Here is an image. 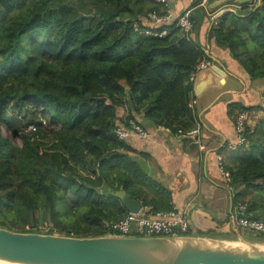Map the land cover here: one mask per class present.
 <instances>
[{"label": "trees", "instance_id": "trees-1", "mask_svg": "<svg viewBox=\"0 0 264 264\" xmlns=\"http://www.w3.org/2000/svg\"><path fill=\"white\" fill-rule=\"evenodd\" d=\"M163 9L156 0H0V228L103 236L127 213L114 195L120 189L156 211L171 207L170 192L146 176L129 154L134 148L114 133L129 121L173 133L198 123L192 76L208 57L191 33L205 12L191 13L190 32L177 19L144 23ZM225 15L210 36L250 79L264 77V2L243 19ZM117 109L127 111L123 123H116ZM228 109L235 118L249 107L233 102ZM9 110L16 121L6 119ZM234 153V164L222 165L232 209L244 205L237 214L264 225V120ZM215 227L219 233L192 234L234 235L228 219ZM246 236L264 242V230Z\"/></svg>", "mask_w": 264, "mask_h": 264}, {"label": "crops", "instance_id": "crops-1", "mask_svg": "<svg viewBox=\"0 0 264 264\" xmlns=\"http://www.w3.org/2000/svg\"><path fill=\"white\" fill-rule=\"evenodd\" d=\"M262 1L209 0L204 8L198 7L204 10L205 16L191 34L208 57L201 63L207 64L206 67L221 69L223 73L219 78L224 80L220 86L207 87L199 94H192L196 121L200 124L198 138L179 137L159 126L147 124V138L132 134L127 139L128 145L136 151L129 154L140 161L146 176L170 192L169 204L188 209L194 233L206 229L219 233L220 230L215 229V222L228 219L234 235L217 238L236 239V234L245 239L247 237L248 232L235 225L229 178L222 175V171H225L222 165L229 167L235 159L238 138L234 129V114L229 113L228 105L240 102L249 107L245 111L248 116L245 135L250 134L254 126L264 120V77L250 79L231 51L217 45L216 39L210 36V28L217 26L219 18L225 14L237 13L244 18L249 12L258 11ZM197 2L168 0L170 17L166 22L177 19L188 8H193L194 14L198 9L195 8Z\"/></svg>", "mask_w": 264, "mask_h": 264}, {"label": "water", "instance_id": "water-1", "mask_svg": "<svg viewBox=\"0 0 264 264\" xmlns=\"http://www.w3.org/2000/svg\"><path fill=\"white\" fill-rule=\"evenodd\" d=\"M216 66L196 72L193 92L224 83ZM105 101L106 98H99ZM127 212L141 203L122 189L114 193ZM202 236L73 237L0 228V260L17 264H264V242Z\"/></svg>", "mask_w": 264, "mask_h": 264}, {"label": "built area", "instance_id": "built-area-1", "mask_svg": "<svg viewBox=\"0 0 264 264\" xmlns=\"http://www.w3.org/2000/svg\"><path fill=\"white\" fill-rule=\"evenodd\" d=\"M157 3L163 6V10L166 14L160 16L155 11L148 13L144 23L147 25H158L169 20L170 15L168 14V0H156ZM264 0L262 1V3ZM209 3V0H198L195 8H204ZM193 8H188L180 16L177 17V25L181 27L185 32L192 30V22L190 15ZM166 31L163 30L161 34ZM207 64L200 63L196 67V72L205 68ZM194 76V74H193ZM192 76V78H193ZM193 101L191 102V106ZM247 113L245 111L237 112L234 118V129L238 136L237 145L245 142V126L247 122ZM129 127L124 125H117L114 129V133L119 140L128 139L132 134L139 138H147L149 132L143 129L141 126L133 121L128 122ZM162 130L171 132L167 127L159 126ZM34 129L33 127H31ZM200 133V124L196 123L194 127L187 130H177L173 133L176 136L189 138L195 140L198 138ZM221 166V163H220ZM224 178L228 179L229 174L226 171H222ZM244 205H237L234 211V220L236 225L240 229L252 230L255 232H261L264 230L262 222L248 219L243 216H239L244 211ZM192 221L191 215L187 208L178 207L171 204V207L166 210H154L151 205L141 204L140 209L133 213L127 212L121 219L116 220L109 224L106 236L116 237H176V236H191L192 234ZM46 230H44L45 232Z\"/></svg>", "mask_w": 264, "mask_h": 264}, {"label": "rangeland", "instance_id": "rangeland-1", "mask_svg": "<svg viewBox=\"0 0 264 264\" xmlns=\"http://www.w3.org/2000/svg\"><path fill=\"white\" fill-rule=\"evenodd\" d=\"M72 5L73 6H75L76 7V9H78L80 12H85V8L84 7H82V6H78L77 5V3H72ZM87 12H88V10H87ZM91 12V11H90ZM199 72V71H198ZM254 81V80H253ZM117 112H118V114H119V119L120 120H117V124L118 123H123V119H124V117L126 116V113H127V111L125 110V109H117ZM15 112L14 111H12V110H9L8 111V113L5 115L7 118V120L8 121H11V122H14V121H16V119H18L17 117H19L18 115H15L14 114ZM23 115H26L25 116V119H27V118H29L30 117V115H29V113H27V114H23ZM17 116V117H16ZM21 119V118H20ZM19 119V120H20ZM42 123H44V122H42ZM5 127V126H4ZM3 126H2V133L4 134V135H8V133H7V131H6V129L4 128ZM58 127H56V129H57ZM29 129V128H28ZM32 129V128H31ZM255 129V126H254V128H253V130ZM30 130V129H29ZM16 144H18V145H20V142H19V140H18V138H16ZM234 164V162L232 163V165ZM231 166V165H230ZM236 225V224H235ZM237 226V225H236ZM238 227V226H237ZM43 228V231L44 230H46L47 231V229H49V224L48 223H45L44 224V226L42 227ZM244 231H247V230H244ZM248 232V231H247ZM232 232L231 233H227V234H225V235H223L224 237H232ZM218 236V235H217ZM220 236H222V235H220ZM246 237V236H245ZM246 239H248L247 237H246ZM252 242H253V244H256V245H258V244H260L259 243V241H256V240H252Z\"/></svg>", "mask_w": 264, "mask_h": 264}, {"label": "bare ground", "instance_id": "bare-ground-1", "mask_svg": "<svg viewBox=\"0 0 264 264\" xmlns=\"http://www.w3.org/2000/svg\"><path fill=\"white\" fill-rule=\"evenodd\" d=\"M0 264H13V263L0 260ZM14 264H17V263H14Z\"/></svg>", "mask_w": 264, "mask_h": 264}]
</instances>
